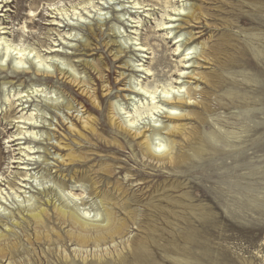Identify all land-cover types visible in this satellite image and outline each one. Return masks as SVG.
Instances as JSON below:
<instances>
[{
	"label": "rangeland",
	"instance_id": "1",
	"mask_svg": "<svg viewBox=\"0 0 264 264\" xmlns=\"http://www.w3.org/2000/svg\"><path fill=\"white\" fill-rule=\"evenodd\" d=\"M80 1L10 0L9 10L4 8L0 11V23L10 28L4 34L8 40L15 43L22 40V44L40 50L41 54L60 48L64 55H60L59 62H63L68 69L74 65L81 73L78 76L98 83L101 88L98 74L86 65V62L100 63L106 80L109 78L112 86L111 93L105 96L95 114L98 130L103 137L88 132L85 138L71 133L68 125L60 124L62 117L69 123L72 120L67 115L66 106L72 103L75 108L71 112L82 114L78 102L87 100L61 78L57 67L51 66L55 71L54 76L37 75L30 63L27 64L31 65V72H22L11 59L2 62L4 50H1L0 173L4 176L0 181V200L4 202V207L0 210V232L8 231L15 221L23 222L21 214L28 205L37 206L47 203V200L50 201L45 205L50 213V217H47L48 228L55 229L52 232L55 242L50 245L46 240H35L32 223L24 222L16 226L10 240L18 241L19 249L13 253L12 260L18 264H92L97 259L96 255L103 252V258L108 261L105 264H137V257L142 255L143 260L146 259L141 260L142 264H264V0H186L187 5L200 6L204 15L198 22L189 23L185 16H177L174 24L179 27L172 29L170 34H167L169 30H162L163 27L157 24L162 20L167 21V12H174L171 7H165L166 1L172 6H181L184 3L182 0H138L146 5L140 9L131 8L134 0H94L97 8L89 7L91 17L86 22L75 28L53 24V19L66 22L64 19L68 17L65 15L63 18L49 3L56 2L57 7L70 8ZM100 7L105 8L103 11L107 16L103 21L98 18ZM33 8L37 11L34 17L30 16ZM144 9L151 14L143 12ZM82 12L89 15L86 10ZM132 17H141L143 23H136ZM24 25L28 27L23 32ZM91 28L96 36L89 35ZM67 31L76 33L78 37L66 34ZM181 33L182 41L175 44V36ZM224 36L231 40L232 45L228 47L236 60L231 62L227 72H221L226 80L220 87L210 88L187 74L181 78V83L187 86L195 87V83H201L198 92L206 88L210 91L205 97L197 94L199 100L206 98L204 102L209 111L202 105L191 108L202 112L205 123L202 124L195 116L181 120V123L193 130L199 129L205 136L208 156L193 158L183 168L150 165L142 157L138 139L133 140L110 125V105L121 103L128 110L131 109L132 99L124 96L127 92L121 91L122 87L131 82L136 84L135 78L150 85L168 79L175 81L181 74L177 69L185 67L180 60L187 53L190 41L195 40L201 51L202 45L211 47ZM131 37L133 40L129 39ZM135 43H148L151 49L140 52L137 50L140 45ZM178 45L180 47L175 51ZM49 46L53 47L49 50ZM118 51H122V54L116 58L114 54ZM32 61L35 62V58ZM143 62L152 68V76H147L134 66ZM190 64L186 72L195 67L198 72L213 73L215 69L219 72V66L212 62H202L201 66H197L191 60ZM59 67L64 66L59 64ZM122 72L125 75L123 79H126L116 82ZM34 88L41 92L30 102L22 103L26 101L25 98L17 100L15 93ZM227 93L232 96L229 97ZM22 107H26L25 110H21ZM26 112L42 116L38 118L41 128L36 129L40 136L37 140L28 137L8 143L9 136L22 127L23 130L28 128L29 125L16 122L20 120L17 117ZM162 120L167 121L165 118ZM141 123L144 126V121ZM55 126L59 129L56 134L51 129ZM212 132L219 133L217 142L213 139L210 141L209 134ZM56 136L62 137L63 144L69 145L61 147L60 152L64 154L73 148L87 158L74 164L61 165L56 161V157H59ZM115 138L122 143L120 147L107 143L108 140L114 142ZM171 138L177 139L179 145H185L182 136L174 135ZM29 144L37 147V153L33 154L37 163L30 165L32 178L26 188L27 192L30 191L26 195H30L31 201L21 202L23 197L18 198L11 187L16 184L15 189L19 192L17 187L24 166L18 164L21 161L19 157L23 155L20 148ZM186 145L190 148L189 143ZM189 148L186 147L187 150ZM11 161L18 162L8 164ZM106 164L115 168L109 176L101 171ZM208 165L209 169L206 167ZM75 171L78 178L71 177ZM126 173H136L135 176L139 177V174H144L147 177L142 181L145 185L131 184L125 178ZM225 173L227 176L223 178ZM226 179L229 183L224 181ZM93 180L98 181L100 190H111L113 185L119 183L127 191L124 199L129 204L126 209L118 207L117 216L129 223L123 239L116 240L117 246L108 242L95 255L92 244L84 254L87 260L83 261L80 255L75 254L74 241L67 238L70 227L59 224L53 204L82 208L86 203L93 213L101 210L100 198L92 192ZM63 185L69 191L64 196L61 192ZM70 191L79 194V200L72 201ZM119 193L112 190L114 197H118ZM3 195L5 198L1 199ZM126 210L134 213L131 216ZM56 231L62 235L61 239H57ZM141 241L145 242L144 249L139 248ZM106 246L110 249L108 253L104 251ZM66 254L68 261L63 259Z\"/></svg>",
	"mask_w": 264,
	"mask_h": 264
},
{
	"label": "bare ground",
	"instance_id": "2",
	"mask_svg": "<svg viewBox=\"0 0 264 264\" xmlns=\"http://www.w3.org/2000/svg\"><path fill=\"white\" fill-rule=\"evenodd\" d=\"M186 0H182L181 2H184L181 6H172L169 1L165 2V7H171L172 12H167L166 15L169 16L167 21H161L157 24V26H162V30H169L167 34H170L173 32L172 29L178 28L174 24L175 21L178 20L177 16L184 17L186 22H198L201 17L204 15L203 9L198 5H187L188 3H185ZM9 2L10 0H0V11H3L4 8L8 11L9 10ZM103 4V3H101ZM49 6L55 7L59 14H61L64 18L68 17V19H64L65 21H56L53 19V24H58L59 27H73L78 26L79 24L86 22L89 17H91L90 13L91 10L89 7L97 8L96 3H94V0H81L77 4L72 5L70 8H61L56 6V2L49 3ZM146 5L143 4V2H140L138 0H134L132 2V7L135 9L144 8ZM104 7V6H103ZM107 7V6H106ZM105 8H98V18L100 20H105L107 18L106 12H104ZM5 10V11H6ZM82 10H86V12L89 14L87 16L86 13H83ZM36 9L30 10V16H36ZM143 12H147L148 14H151L149 10L144 9ZM135 22L138 24L143 23V19L141 17H132ZM56 22V23H55ZM181 26V25H180ZM28 26H23V32L26 31ZM136 31H138V26H136ZM10 29L8 26H3L2 23H0V52L1 50H4L1 56L2 62H6L8 59H11V61L14 63L16 68L21 69L22 72H31L29 69L31 68V65L29 66L27 63L33 64L36 70L37 75L42 76H54V70L51 69L52 65H55L57 67V71L59 70V75L62 79H64L72 88H76L79 91L80 97L85 98L87 101H80L78 104L80 107H82V114H75L72 113V109L75 107L73 104H69L65 108L68 110L67 115L69 118H72L71 122H66L65 118L62 117V120L60 122L61 125H68V130L71 133H77L78 135L87 138V133L90 132L92 134H96L98 136L103 137V134L99 132L98 130V119L95 116V114L98 112V110L101 108V104L105 96H108L112 91L111 82L109 81V78L106 80L103 66L100 65V63L96 64H90L86 62V65L90 66L96 71V74H98V81L101 82V88L98 87V83H95L94 81L87 80L86 78L82 77L81 75L78 76V74H81L78 72L74 65H72L71 69L66 68V65L63 64V62H59L60 55H64L63 52L60 51V48L53 49L50 52H47L45 54H41L40 50L35 49L34 47L22 44V40L20 42L15 43L13 41L8 40L6 38L7 36H4V34L8 33V30ZM66 34L78 37V35L75 33L67 31ZM89 35L96 36L94 33L93 28L90 29ZM183 33L175 36V44L182 41ZM193 35L189 37V40H191ZM66 39V37H63ZM168 38V37H167ZM131 40V38H129ZM137 40V39H135ZM72 41V40H71ZM231 40L228 36L222 37L218 43L211 46L209 45L208 48L205 46L199 51V47L197 44H195V40L190 41L187 46L188 48L187 53L184 54L183 60H180V64H184L185 67L183 69H177L180 71V73H183L184 75L179 74V77L163 82H159L158 84L150 85L148 83H144L142 80L135 78L137 83L134 82L128 85H125L120 90L127 92L124 96L127 98L130 97V100L132 99V108L127 109L125 108L121 103H112L110 114L108 117V121L112 127H115L120 133L127 134L128 136L132 137V139L136 140L138 139V144L141 148L142 157L146 161H149L150 165H160L159 167L166 168V166L170 165L173 167H184V164H188V161H192L193 158L201 159L204 156H208L207 149L208 144L206 141L205 136H203L199 129H192L187 127L185 123H181V120L185 118L190 117H196L199 119V121L204 124L205 118L202 117V112L192 110V107H196L198 105H202L206 111H209V108H207V104L204 102L206 98H203L199 100L197 97V94H201L202 97L207 96L210 94V91L208 89H203L198 92V87L201 83H195V87L187 86L185 83H181V78L185 77V74L189 75V78H197L198 80L203 81L207 86L210 88H218L223 83V81L226 80V76L222 73L227 72L229 69V65L231 62L235 61L236 58H234V54L230 53V48L228 47L231 44ZM90 45V44H89ZM87 44V46H89ZM135 45H140L139 48H137L140 52H147L151 49V47H148V43H135ZM53 46H49V50ZM60 47V46H59ZM180 45L177 46L175 51L179 49ZM240 50V49H238ZM241 51V50H240ZM122 54V51H118L114 54V56L117 58ZM66 55V53H65ZM195 56V57H194ZM35 58V62L32 61V59ZM64 58V57H63ZM195 58V59H194ZM192 60V64L197 63V66L200 65V63H210L212 62L214 65L217 64L219 66V69L217 72V69L213 71V73H204V72H198V68L195 67L192 71H188L186 69H190L189 65L190 61ZM35 63V65H34ZM39 63V65H37ZM59 64H62L64 67H59ZM138 70L144 71L147 76L153 75V70L150 66H145L144 62L143 64H136ZM201 66V65H200ZM228 67V68H227ZM200 68V67H199ZM197 70V71H196ZM222 72V73H221ZM124 72L120 73L119 78L116 79V82H122ZM228 79V78H227ZM101 89V90H100ZM41 90L38 88H34L33 90H20L17 93H15L18 96L17 100L22 101L21 99L25 98L26 101L22 103L30 102V100L34 96H38V93H40ZM230 96H232L231 93H227ZM40 97V96H39ZM167 97V98H165ZM51 98V97H49ZM8 100V99H7ZM53 100V99H50ZM209 100V99H208ZM34 102V101H33ZM23 105V104H21ZM26 107H22L21 110H25ZM188 108V109H186ZM207 113V112H206ZM42 118L41 115H37L33 112H30L28 114L27 112L22 115H20L17 118H20L19 121H16L18 123H23L29 125L28 128L22 127L17 133L9 136V142L15 141V140H21V139H27L32 138L34 140L38 139L39 132L36 131L38 128L40 129L39 118ZM167 119V121H164L162 119ZM141 121H144V126H142ZM57 122V121H56ZM59 123V122H58ZM49 125H53L50 123ZM45 126H43L44 128ZM52 130H54L56 134V130L59 131L58 126L52 127ZM40 131V130H39ZM217 132H212L209 134L210 141L213 139V141L217 142L218 139ZM174 135L182 136L183 141H185V145H179L178 140L175 138H171ZM207 135V133H206ZM171 136V137H170ZM11 138V139H10ZM51 140V138H49ZM57 143L56 146L59 148L57 155L59 157H56V161H58L61 165H68V164H74L76 162H79L80 160H84L87 158L85 154H80L75 149L71 148L66 153L60 152L61 147L69 146L68 144H63V138L60 136H56ZM112 141H107L108 144L114 143L119 145V147L122 145L120 140L118 138H115ZM34 142V141H33ZM31 143V142H29ZM187 143L190 144V148ZM186 147L189 148V150L186 149ZM36 146H31L30 144L25 146L24 148H20V152L23 153L19 157L21 161H19L18 164H23V172L20 173L19 177V192L15 189V186L13 185L11 189L15 191V194L18 198L23 197V200L21 202H28L31 201L30 195L27 196L26 188L31 183L30 179L32 178V174L30 172V165H34L37 163V159L33 156V154H36ZM39 148V146H38ZM2 152L0 151V158H1ZM25 155V156H24ZM24 156V157H23ZM15 158V157H14ZM18 161H11L8 164L11 163H17ZM183 165V166H182ZM208 169L210 165L206 166ZM213 167V165H212ZM101 171L104 172L107 176L111 175L115 168L113 165H103L101 167ZM131 171V170H130ZM127 172V171H126ZM78 172L75 171L71 177L72 178H78ZM60 175H62L60 173ZM135 174H129L126 173L125 178H128V181L131 184L135 185H141L144 184L142 181L146 180L147 177L144 176V174H139V176H135ZM3 173H0V181L3 180ZM227 176L226 173L223 175V178ZM81 177V176H80ZM83 180V179H82ZM92 180V178H91ZM92 182V192L96 197L100 198L101 202V210H95L93 213L92 210L86 207V203H83L85 205L84 207L76 206V207H70L68 204H64L62 206H56L55 203L53 204V209L55 210L54 213L57 217V220L59 221V224H67V227H70V230L67 231V238L70 239V241H74L75 243V254L80 255L84 260H87V255L84 257V254L87 253V249L90 245L93 244V247L95 248L94 254L96 255L99 248L108 242H112L117 246L116 240L118 238L123 239V235L126 234V231L128 230V223L125 221V219H121L117 216V213L119 212L117 210L118 207L123 209H126L127 205L129 204L127 200L124 198L127 196L125 193H127L126 190L121 186V184L117 183L116 185H113V187L110 189L100 190L97 186L98 181L93 180ZM226 183H229V180H224ZM142 182V183H141ZM11 184V183H10ZM9 184V185H10ZM145 185V184H144ZM150 185V184H149ZM62 187V186H61ZM142 187V186H141ZM146 187V186H145ZM61 189V192L63 193V196L65 195V192H69L67 187L63 185ZM15 189V190H14ZM115 189L116 191H120L118 197L113 196L112 190ZM142 189V188H140ZM2 187L0 186V193H2ZM146 193V192H145ZM25 194V196H23ZM71 199L72 201L79 200V194L72 193ZM205 194V192H204ZM207 194V193H206ZM205 194V195H206ZM207 196H209L207 194ZM212 197V196H211ZM5 196L3 195L1 199H4ZM118 199V200H117ZM124 200V201H123ZM213 201V200H212ZM50 203L49 200H47V203H41L37 206L35 205H28V208L24 209L21 214L22 221H15L8 231H2L0 232V264H18L16 261H13L12 258L14 257L13 253L18 251L19 244L16 240H10L11 233H14V228L16 226H21L22 223L28 222L32 223L34 226V238L38 242H42V240H46V243L52 245L55 242V239H53L52 232H55V229L48 228V222L47 217H50L49 209L45 206ZM4 207V202L0 200V210ZM6 211V208H4ZM127 212V210H126ZM128 214L132 216V211H128ZM127 214V217H128ZM130 218V217H129ZM208 220V219H205ZM204 220V221H205ZM135 222V221H134ZM136 223V222H135ZM205 223V222H204ZM203 223V224H204ZM208 223V222H207ZM205 226V225H203ZM207 226V225H206ZM58 238L61 239L62 235L59 231H56ZM121 239V241H122ZM189 240V239H188ZM118 241V240H117ZM28 242L31 244V239H28ZM123 242V241H122ZM111 243V244H112ZM108 245V244H107ZM113 245V244H112ZM131 245V244H130ZM145 245V242L141 241L139 242V248H143ZM102 248V247H101ZM132 248V247H131ZM97 249V250H96ZM144 249V248H143ZM90 250V249H89ZM93 250V249H92ZM104 250V249H102ZM108 247L106 246L105 250L108 253ZM57 251V250H56ZM64 251H67V248L64 249ZM101 251V250H100ZM103 253V252H102ZM96 255L97 259L92 264H105L108 261H106L105 257L103 258V255ZM63 255V254H62ZM109 255V254H107ZM119 255V254H118ZM142 255V254H139ZM124 256V255H123ZM143 256V255H142ZM142 256H136L138 261L137 264H142L141 260H143ZM95 257V256H94ZM121 258V257H120ZM63 259L68 261L69 256L68 254L64 255ZM136 259V258H135ZM146 260V259H144ZM143 260V261H144ZM146 262V261H145ZM144 263V262H143ZM147 263V262H146ZM75 264V263H73ZM131 264V263H130ZM133 264V263H132ZM145 264V263H144Z\"/></svg>",
	"mask_w": 264,
	"mask_h": 264
},
{
	"label": "snow or ice",
	"instance_id": "3",
	"mask_svg": "<svg viewBox=\"0 0 264 264\" xmlns=\"http://www.w3.org/2000/svg\"><path fill=\"white\" fill-rule=\"evenodd\" d=\"M181 75H184L183 73H181ZM165 98H167V97H165Z\"/></svg>",
	"mask_w": 264,
	"mask_h": 264
}]
</instances>
